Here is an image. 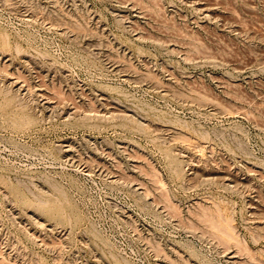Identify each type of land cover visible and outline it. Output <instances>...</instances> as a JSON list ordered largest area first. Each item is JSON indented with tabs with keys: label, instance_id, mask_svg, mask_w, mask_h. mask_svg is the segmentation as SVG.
<instances>
[{
	"label": "rangeland",
	"instance_id": "obj_1",
	"mask_svg": "<svg viewBox=\"0 0 264 264\" xmlns=\"http://www.w3.org/2000/svg\"><path fill=\"white\" fill-rule=\"evenodd\" d=\"M0 264H264V0H0Z\"/></svg>",
	"mask_w": 264,
	"mask_h": 264
}]
</instances>
